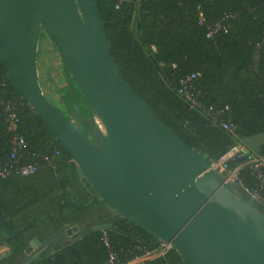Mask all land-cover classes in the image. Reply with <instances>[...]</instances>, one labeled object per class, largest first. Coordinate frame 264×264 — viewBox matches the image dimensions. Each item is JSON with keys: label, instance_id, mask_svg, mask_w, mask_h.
I'll use <instances>...</instances> for the list:
<instances>
[{"label": "trees", "instance_id": "16d2710c", "mask_svg": "<svg viewBox=\"0 0 264 264\" xmlns=\"http://www.w3.org/2000/svg\"><path fill=\"white\" fill-rule=\"evenodd\" d=\"M94 1L123 78L208 162L218 161L238 143L264 134V0H131L119 8L117 0ZM225 14H232L226 19L229 28L208 38V25L222 20ZM202 16L206 19L203 22ZM193 72L199 73L205 105L215 109L230 106L223 120L236 124L237 134L221 128L206 112L191 108L179 95L181 78ZM75 86L69 76L66 110L60 109L69 120L76 119L81 132L91 138L98 125L80 88ZM5 101L19 104V131L29 144L25 158L38 162L40 168L29 177L11 174L0 178V240L8 238L14 251L10 261L0 260V264H20L33 234L46 239L55 230L95 215L108 220L104 226L121 255H142L156 247L158 238L119 215H108L104 207L107 203L81 187L71 155L19 95L0 58V111ZM10 139L0 113V167L11 160ZM53 153L51 166L42 156ZM249 156H253L251 151L230 161V169ZM24 163L23 159L20 164ZM239 178L248 186L255 184L247 165L239 171ZM261 197L264 199V186ZM25 227L29 229L22 231ZM108 256L101 230L91 228L75 234L68 243L49 246L32 264H106ZM143 264L184 262L172 249L167 257Z\"/></svg>", "mask_w": 264, "mask_h": 264}, {"label": "water", "instance_id": "95a60500", "mask_svg": "<svg viewBox=\"0 0 264 264\" xmlns=\"http://www.w3.org/2000/svg\"><path fill=\"white\" fill-rule=\"evenodd\" d=\"M41 30L102 128L83 134L43 92ZM0 58L19 95L71 155L83 186L172 245L184 264H264V208L171 130L121 75L94 0H0ZM82 223L68 227L73 237ZM41 245L35 237L25 249ZM47 249L22 264H32Z\"/></svg>", "mask_w": 264, "mask_h": 264}, {"label": "built area", "instance_id": "2783aa9c", "mask_svg": "<svg viewBox=\"0 0 264 264\" xmlns=\"http://www.w3.org/2000/svg\"><path fill=\"white\" fill-rule=\"evenodd\" d=\"M131 0H117L116 8L124 2H130ZM232 14H225L224 18L220 21L213 22L208 25L207 37L212 38L218 32L229 28V24L226 23V19L230 18ZM206 19L202 16L201 21ZM199 73L193 72L181 78L178 86V93L189 104L191 108L199 109L209 117H212L213 122L218 124L221 128L229 131L231 134H237L238 126L230 121L223 120V115L230 110V106L226 105L224 109H215L213 106L205 105L202 101L204 99V91L198 82ZM19 104L12 101H5L2 103L0 113L4 116L7 124V129L11 133V149L10 159L3 167H0V178H6L7 176L20 175L23 177H29L38 173L40 164L36 161H31L25 158L28 154L29 144L26 137L19 131L21 118L18 114ZM57 152V151H56ZM248 150L238 143L230 151L218 161H213L212 166L226 176L232 179L246 194L259 200L261 206L264 207V199L261 197V189L264 186V156H249L248 160L243 164L238 165L235 169H230L229 162L237 160L242 157H246ZM55 153L43 155V160L53 166L55 160ZM26 163L20 164L22 160ZM247 165L255 176V184L253 186L246 185L239 178V171L241 168ZM96 229L101 230L102 240L109 253L106 264H143L149 260H155L167 257L168 253L173 249L172 245L159 240L156 247L152 250H145L142 255H121L114 249L108 229L104 225H98Z\"/></svg>", "mask_w": 264, "mask_h": 264}, {"label": "rangeland", "instance_id": "374dc122", "mask_svg": "<svg viewBox=\"0 0 264 264\" xmlns=\"http://www.w3.org/2000/svg\"><path fill=\"white\" fill-rule=\"evenodd\" d=\"M37 65L39 81L44 94L59 108L66 110L64 96L67 89L66 87L69 83V76L71 75L65 67L61 52L44 30H41L38 42ZM76 87H78L77 83L75 88ZM65 115L68 116L66 113ZM73 120L70 121L80 131L84 132L80 125L77 124L78 121L76 122V119ZM94 121L99 128H102L101 122L97 118V116L94 117ZM91 138L95 140L94 135H92ZM80 185L81 187L85 188L81 181ZM104 207L106 208V213L108 215H111L112 217L118 216V214L107 204L104 205ZM107 221L108 220H105L104 218L101 219L100 217H98V215H95L94 218H92L91 220H84L80 223L87 224V226L84 228L85 230H87L91 228L96 229L97 227H99L97 226V224L104 225L107 223Z\"/></svg>", "mask_w": 264, "mask_h": 264}, {"label": "crops", "instance_id": "0c3cea01", "mask_svg": "<svg viewBox=\"0 0 264 264\" xmlns=\"http://www.w3.org/2000/svg\"><path fill=\"white\" fill-rule=\"evenodd\" d=\"M249 152L251 151L253 156H264V134H259L252 136L245 140V143H241ZM34 222L36 221L35 219L33 220ZM84 225V226H83ZM100 224H97V226ZM87 224H82V229L78 232H83L85 231V227ZM71 226H65L64 228H61L59 230H55L54 232L51 233V235L48 238H42L41 235H32V238L37 237L41 245L38 246L37 250L42 249V246H47V248L51 245H57L59 243H68L71 241V237H68L64 234V231ZM29 229V227H25L22 231H25ZM2 245V246H1ZM28 246V245H27ZM14 253L12 250L10 244H9V239H2L0 240V260H8L10 261L11 258L10 256ZM22 255H26L25 250Z\"/></svg>", "mask_w": 264, "mask_h": 264}, {"label": "flooded vegetation", "instance_id": "af4514ba", "mask_svg": "<svg viewBox=\"0 0 264 264\" xmlns=\"http://www.w3.org/2000/svg\"><path fill=\"white\" fill-rule=\"evenodd\" d=\"M46 246L44 245V246H42V249L43 248H45ZM42 249H39L38 251H35L33 254H35V253H38V252H40V250H42ZM32 254V255H33ZM32 255H24V259H23V261L20 263V264H22L23 262H25V261H27L28 259H30L31 257H32Z\"/></svg>", "mask_w": 264, "mask_h": 264}, {"label": "clouds", "instance_id": "9594fccd", "mask_svg": "<svg viewBox=\"0 0 264 264\" xmlns=\"http://www.w3.org/2000/svg\"><path fill=\"white\" fill-rule=\"evenodd\" d=\"M240 188V187H239ZM241 189V188H240ZM242 190V189H241ZM244 192V191H243ZM245 193V192H244ZM248 195V194H247ZM250 196V195H249Z\"/></svg>", "mask_w": 264, "mask_h": 264}]
</instances>
